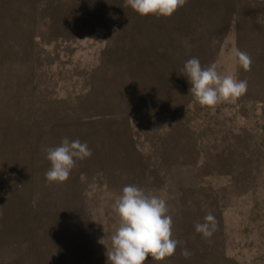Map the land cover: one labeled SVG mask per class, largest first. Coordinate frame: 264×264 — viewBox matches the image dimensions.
I'll list each match as a JSON object with an SVG mask.
<instances>
[{
	"label": "rangeland",
	"instance_id": "rangeland-1",
	"mask_svg": "<svg viewBox=\"0 0 264 264\" xmlns=\"http://www.w3.org/2000/svg\"><path fill=\"white\" fill-rule=\"evenodd\" d=\"M192 57L246 92L200 105ZM65 137L92 154L47 182L45 149ZM126 184L166 199L178 241L145 264H264V0H185L170 17L127 0H0V264H108Z\"/></svg>",
	"mask_w": 264,
	"mask_h": 264
},
{
	"label": "clouds",
	"instance_id": "clouds-1",
	"mask_svg": "<svg viewBox=\"0 0 264 264\" xmlns=\"http://www.w3.org/2000/svg\"><path fill=\"white\" fill-rule=\"evenodd\" d=\"M127 3L141 16L170 17L185 0H127ZM230 59L245 70L250 68L251 57L238 48L232 50ZM182 73L190 84L189 92L202 106L212 108L222 101H235L247 90L246 79H238L231 71L218 72L216 63L204 67L196 57L184 62ZM45 152L49 161L46 181L56 183L67 180L77 160L92 154L86 142L67 137ZM113 207L119 226L107 248L108 264H145L149 257L162 262L174 254L178 241L171 238L172 217L163 196L146 192L135 184H126ZM215 227V218L210 212L203 223L195 224V230L204 237H210ZM182 255L188 257L191 253L184 249Z\"/></svg>",
	"mask_w": 264,
	"mask_h": 264
}]
</instances>
